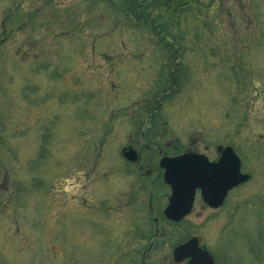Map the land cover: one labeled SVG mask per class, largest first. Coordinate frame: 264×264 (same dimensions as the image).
I'll return each instance as SVG.
<instances>
[{"label":"rangeland","instance_id":"374dc122","mask_svg":"<svg viewBox=\"0 0 264 264\" xmlns=\"http://www.w3.org/2000/svg\"><path fill=\"white\" fill-rule=\"evenodd\" d=\"M112 2L0 0V264H128L139 245L122 240L129 229L109 239V227L82 218L81 188L94 180L98 198L109 186L139 191L120 150L147 130L169 153L212 159L230 145L250 174L220 208L197 194L179 224L165 219L147 264H177L173 249L190 236L215 264H264V0L216 11L205 2L179 23L183 45L198 48L180 89L161 81L166 55L140 54L174 45L173 18L154 32Z\"/></svg>","mask_w":264,"mask_h":264},{"label":"flooded vegetation","instance_id":"af4514ba","mask_svg":"<svg viewBox=\"0 0 264 264\" xmlns=\"http://www.w3.org/2000/svg\"><path fill=\"white\" fill-rule=\"evenodd\" d=\"M109 1L112 2V0ZM225 1L226 0H118L117 2H112L111 4L118 5L123 3L127 5H139L142 8V14H140L138 18L143 22L154 23L160 22L159 20L164 18H173L172 20L176 22L175 25L177 29V35H174L173 37L174 45L144 48L140 54H143L144 50H151V52L154 54L166 55V57L161 58V81L169 82V84L172 85V88L174 89L176 87L177 89H180L182 86H184L185 81L189 82V79L192 77L189 67L194 68V62H192L193 59L189 57L198 48L183 45L178 34L181 29V25L179 23L181 21H186L187 18L191 20V13L193 15L192 17L195 18V15L193 14L194 10L196 8L199 9L202 7V3L206 2L203 7L214 3L216 6V11L217 8L221 7ZM211 12L212 6L208 9H205L203 11L204 14L201 15V17L210 18ZM184 65H186L188 68H183L182 70V66ZM160 90L162 91L163 88ZM256 90L259 93L257 94L259 98H263L262 101L257 103L259 106L260 104H263L261 108L258 107V112L262 111L264 113V96L260 94L259 89L256 88ZM161 91L157 97L153 95L152 97L154 99H161L169 93V90H166L162 93ZM148 100V102H150L151 96ZM147 131L140 132L138 135L140 136L141 134V138H136L135 140L133 139L132 143H130L128 146L122 147L120 150V155L123 158V162L129 166H132V173L135 177L134 180H140H132V186L139 185V191L127 189L128 186L125 184L118 190H114V188L109 186L111 190L103 194V198H98L97 192L94 191L95 186L92 185L94 180H90L91 184H84L81 188L83 197L80 201V204L83 209L81 210L80 214L82 215V218L86 215H91V220L101 224L102 227H109V229H107L108 231L105 232L109 239L111 238L109 235L114 233L120 240L118 235L123 234L127 229H129L127 233L128 238L123 235L122 240L125 238L130 239V244H134L135 247L139 245L138 249L134 248V255L132 257H130L131 255H128L129 257L123 255L128 258V264H147L150 259V253L158 248L160 243L159 240L163 238V222L165 219H167L172 224L180 223L169 220L165 215V209L168 205L171 189L170 194L166 196L162 195L160 191V187L162 188V186H160L159 183L165 184L164 170L160 167V161L164 157H176L186 153H199L196 150L190 149L185 150L183 153H179V150H177L175 153H169L170 143H166L165 147L162 146L161 138H158L161 137V135L155 134L151 136ZM228 146L230 145H218L215 149V157L212 159L207 155L206 156L210 161H218L223 155L224 148ZM232 148L239 156L238 152H236V149L234 147ZM129 153H132L136 159H128L126 154ZM89 176V174L84 175V182L86 181L87 183V181L90 179ZM98 181H103L102 176L99 177ZM146 184H151V188L149 189ZM157 190H159V192H157ZM86 192H88V196L84 195ZM197 194H200V190H197L196 192L194 205ZM164 197H166L167 201L165 207L163 200ZM84 209H86L87 212H83ZM95 212L100 213L96 214ZM191 237L193 236L181 241L176 246L185 243ZM173 262L176 263L174 257ZM183 262L189 264L187 259Z\"/></svg>","mask_w":264,"mask_h":264},{"label":"water","instance_id":"95a60500","mask_svg":"<svg viewBox=\"0 0 264 264\" xmlns=\"http://www.w3.org/2000/svg\"><path fill=\"white\" fill-rule=\"evenodd\" d=\"M126 157L136 159L132 153ZM160 167L164 169L165 183L171 187L165 215L174 222L191 213L197 190H200L203 201L216 209L223 205L230 190L250 179L249 174L241 171V160L230 146L224 148L218 161L211 162L202 154L186 153L164 157ZM173 255L177 263L188 259L189 264H215L209 251L200 247L196 236L176 246Z\"/></svg>","mask_w":264,"mask_h":264},{"label":"trees","instance_id":"16d2710c","mask_svg":"<svg viewBox=\"0 0 264 264\" xmlns=\"http://www.w3.org/2000/svg\"><path fill=\"white\" fill-rule=\"evenodd\" d=\"M123 12L124 13H128V16L131 18L132 21H134L133 19H137L138 23H141V21L139 20V15L142 14L141 10L142 8L139 5H127V4H123ZM122 8V7H121ZM144 13V12H143ZM133 18V19H132ZM158 25V22H154V23H148L145 22V26L147 28H150L151 31H158L160 32V30H162V24H160L159 26H155Z\"/></svg>","mask_w":264,"mask_h":264}]
</instances>
